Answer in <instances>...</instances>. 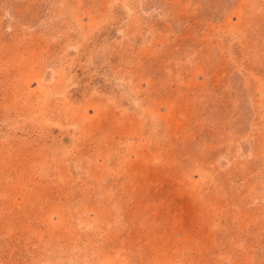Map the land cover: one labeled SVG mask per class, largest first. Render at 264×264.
<instances>
[{
	"label": "rangeland",
	"instance_id": "rangeland-1",
	"mask_svg": "<svg viewBox=\"0 0 264 264\" xmlns=\"http://www.w3.org/2000/svg\"><path fill=\"white\" fill-rule=\"evenodd\" d=\"M0 264H264V0H0Z\"/></svg>",
	"mask_w": 264,
	"mask_h": 264
}]
</instances>
